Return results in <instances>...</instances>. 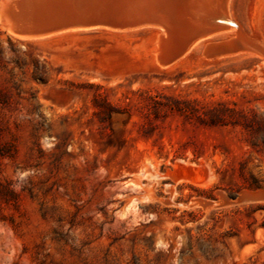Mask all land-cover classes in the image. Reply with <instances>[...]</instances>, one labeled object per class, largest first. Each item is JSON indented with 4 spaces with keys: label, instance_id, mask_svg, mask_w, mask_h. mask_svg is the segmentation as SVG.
I'll list each match as a JSON object with an SVG mask.
<instances>
[{
    "label": "rangeland",
    "instance_id": "1",
    "mask_svg": "<svg viewBox=\"0 0 264 264\" xmlns=\"http://www.w3.org/2000/svg\"><path fill=\"white\" fill-rule=\"evenodd\" d=\"M230 11L264 43V0ZM160 32L0 20V264H264V60L161 69Z\"/></svg>",
    "mask_w": 264,
    "mask_h": 264
},
{
    "label": "bare ground",
    "instance_id": "2",
    "mask_svg": "<svg viewBox=\"0 0 264 264\" xmlns=\"http://www.w3.org/2000/svg\"><path fill=\"white\" fill-rule=\"evenodd\" d=\"M12 1L13 0H3L0 5V20L6 23L10 22V18L6 13V8ZM157 1L158 25L167 29L160 32L156 38L154 53L155 61L159 68L165 70L174 68L192 53L201 40L226 32L235 33L225 40L217 42L207 41L205 43L206 45L202 53L204 59L214 60L244 53L264 60V43L248 37L249 35L245 34V31H243V26L241 27L238 21L232 18L230 11L231 0ZM32 9L34 8L29 5L22 7L20 14L22 18L27 21L30 20V17L33 16ZM216 20H222L221 24L215 23ZM76 30L83 29L60 31V33L57 34ZM9 31L12 35L19 38H41L19 35L11 28H9ZM186 48L187 50L184 54L181 55L178 60L173 61L174 57Z\"/></svg>",
    "mask_w": 264,
    "mask_h": 264
},
{
    "label": "water",
    "instance_id": "3",
    "mask_svg": "<svg viewBox=\"0 0 264 264\" xmlns=\"http://www.w3.org/2000/svg\"><path fill=\"white\" fill-rule=\"evenodd\" d=\"M30 6L33 16L22 18L21 10ZM142 8V9H141ZM15 33L27 37H46L71 29L125 32L158 25L157 0H13L6 8ZM222 20L215 23L221 24ZM187 50L180 51L173 61Z\"/></svg>",
    "mask_w": 264,
    "mask_h": 264
},
{
    "label": "trees",
    "instance_id": "4",
    "mask_svg": "<svg viewBox=\"0 0 264 264\" xmlns=\"http://www.w3.org/2000/svg\"><path fill=\"white\" fill-rule=\"evenodd\" d=\"M1 99H2V94H1V92H0V102H1ZM1 155V154H0Z\"/></svg>",
    "mask_w": 264,
    "mask_h": 264
}]
</instances>
